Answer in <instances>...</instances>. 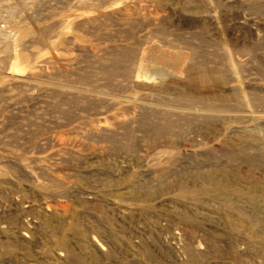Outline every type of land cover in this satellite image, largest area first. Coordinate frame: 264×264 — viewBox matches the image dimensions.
Returning <instances> with one entry per match:
<instances>
[{"label":"rangeland","instance_id":"rangeland-1","mask_svg":"<svg viewBox=\"0 0 264 264\" xmlns=\"http://www.w3.org/2000/svg\"><path fill=\"white\" fill-rule=\"evenodd\" d=\"M0 264H264V0H0Z\"/></svg>","mask_w":264,"mask_h":264},{"label":"bare ground","instance_id":"bare-ground-1","mask_svg":"<svg viewBox=\"0 0 264 264\" xmlns=\"http://www.w3.org/2000/svg\"><path fill=\"white\" fill-rule=\"evenodd\" d=\"M152 59V58H151ZM168 60H170V59H168ZM148 61H150V60H148ZM153 61V60H152ZM156 61V60H155ZM154 62V61H153ZM152 62V63H153ZM163 62H165V61H163ZM169 62V61H168ZM166 63H167V61H166ZM173 63V62H172ZM163 64V63H162ZM170 64H171V62H170ZM164 65V64H163ZM168 65V64H167ZM145 66V65H144ZM170 66V65H169ZM164 67V66H163ZM168 67V66H167ZM165 68V69H164ZM164 68H162V66H158V68L157 67H155V68H153V69H155V72L157 73V74H165L167 71H166V67H164ZM143 70H144V68H142ZM151 69V68H150ZM171 70H172V68H171ZM145 71H146V69H145ZM143 72V71H142ZM168 72H169V69H168ZM167 72V73H168ZM165 76V75H164Z\"/></svg>","mask_w":264,"mask_h":264}]
</instances>
